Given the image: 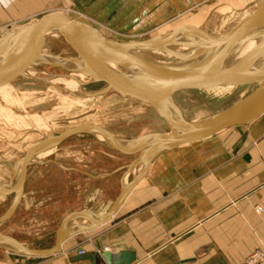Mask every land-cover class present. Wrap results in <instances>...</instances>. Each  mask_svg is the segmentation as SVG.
<instances>
[{
	"label": "crops",
	"instance_id": "obj_1",
	"mask_svg": "<svg viewBox=\"0 0 264 264\" xmlns=\"http://www.w3.org/2000/svg\"><path fill=\"white\" fill-rule=\"evenodd\" d=\"M21 1L78 3L94 7V12L103 10L107 4L117 3L116 6L106 9V16L111 14L112 20H126L127 26H118L116 29L121 33L135 34L164 26L176 17L195 19L199 21L198 26L219 18H238L235 22L237 23L248 16L258 2ZM120 8L121 14H117ZM227 24L228 21L223 25ZM252 48L247 49V53ZM77 78L78 80H70L68 87L80 86L83 77ZM95 143L97 147L90 151V160H81V166L86 169L64 167L66 170L79 171L86 181L80 187L81 203L67 209L62 219L67 214L80 210L105 214L119 193L124 171L116 170L132 158L113 150L117 156L114 153L107 155L114 163L109 164V160L110 166L103 173L93 171L94 159H98L99 155L98 142ZM55 148L56 146L47 155ZM42 151L37 152L34 157ZM138 172L139 168H134L124 178V182ZM86 224L88 222L82 218L73 223ZM14 238L26 245L25 241ZM263 243L264 114L248 125L233 127L228 132L223 131L156 156L147 174L127 196L111 220L67 238L60 251L35 257L16 253L0 245V264H112V256H117L120 252L135 254L136 259L131 264H242L243 259ZM104 255H110V258L107 259ZM79 256L82 258H78Z\"/></svg>",
	"mask_w": 264,
	"mask_h": 264
},
{
	"label": "water",
	"instance_id": "obj_2",
	"mask_svg": "<svg viewBox=\"0 0 264 264\" xmlns=\"http://www.w3.org/2000/svg\"><path fill=\"white\" fill-rule=\"evenodd\" d=\"M263 27L264 0H258L256 7L248 16L220 33L209 32L200 26L182 25L145 39L118 41L104 37L91 25L72 20L61 12L47 13L38 20H32L3 33L0 37V57H12L0 65V86L23 76L25 69L34 64L39 57L44 44L47 43L48 33L58 31L60 37L68 42L77 56L53 54L66 62L75 64L83 62L82 67L77 65L68 68L73 72L79 70L90 77L92 82L106 85L97 92H83L85 96L96 97L110 90H117L135 97L152 106L167 123L169 131L152 132L124 141L102 126L84 122L63 131L49 133L30 146L14 163V176L10 182L0 184V195H13L11 206L0 216V223L12 217L23 198L25 184L30 175L31 157L38 150L51 145L58 146L75 135L100 134L110 147L132 158L130 162L116 170L124 171L119 193L105 214H94L88 210L67 214L55 230V242L51 247L31 248L13 236L2 233L0 245L16 253L35 257L58 252L67 238L80 231L92 230L111 220L127 196L147 174L156 156L166 150L204 140L227 129L247 124L264 114V64L253 68L264 51V30H258ZM255 37H259L260 40L243 58L229 68L219 70V63L236 43ZM176 45L195 50L183 55L171 48ZM215 49L218 51L208 62L202 64L196 73L165 70L130 53L131 50L159 51L178 60L191 61ZM108 64L131 67L137 71V75L133 80L123 78ZM48 66L67 67L66 64ZM228 85L254 88L228 108L202 119H186L171 97L176 91H203ZM163 93H168L169 98H163L161 96ZM17 164H20L19 173L15 170ZM139 164H142L141 170L124 183V178ZM80 218L85 219L88 224L69 226L70 222ZM104 256L110 258V255ZM112 258L114 260L112 264H131L136 259L133 252H120Z\"/></svg>",
	"mask_w": 264,
	"mask_h": 264
},
{
	"label": "rangeland",
	"instance_id": "obj_3",
	"mask_svg": "<svg viewBox=\"0 0 264 264\" xmlns=\"http://www.w3.org/2000/svg\"><path fill=\"white\" fill-rule=\"evenodd\" d=\"M15 1L0 0V37L6 31L38 20L50 12L64 13L72 20L91 25L104 37L118 41L141 40L182 25H199V21L195 19L176 17L164 26L142 34L121 33L116 28L127 26L128 22L121 18L112 20L111 14L106 16L105 13L107 8L116 6L117 3L107 4L108 7L94 12V7L78 3ZM119 13L121 14V8L117 14ZM237 20L238 18L208 20L200 27L209 32L220 33L235 25ZM227 21L228 24L224 26ZM46 41L48 44L45 45L52 54L77 56L63 37L52 35ZM263 55L264 51L260 57ZM48 65L50 64L34 63L29 67L39 69L44 74L40 72L30 78L19 76L0 86V184L10 182L14 176V163L30 146L54 131L91 122L108 129L124 141L156 131H169L167 123L146 102L117 90L87 97L83 92H97L106 85L90 82L91 79L85 76H82L80 86L68 87L61 81L52 83L48 80L50 75L68 80L72 78L73 71L65 66ZM253 88L254 86H217L203 91H176L171 97L186 119L197 120L228 108ZM248 124L250 122L239 126ZM229 130L232 128L224 133ZM96 141L99 155L98 159H94L93 171L103 173L110 166L109 160V164L114 163L107 154L117 156V153L90 133L72 136L56 146L43 162H32L24 197L12 217L0 225V233L18 237L31 248L51 247L55 230L65 211L81 203L79 192L86 178L76 170L86 169L81 166V160H90V151L97 147ZM64 167L76 170H66ZM12 201L13 195H0V216L9 209ZM261 246L258 249L263 248ZM263 263L264 260L259 262Z\"/></svg>",
	"mask_w": 264,
	"mask_h": 264
},
{
	"label": "bare ground",
	"instance_id": "obj_4",
	"mask_svg": "<svg viewBox=\"0 0 264 264\" xmlns=\"http://www.w3.org/2000/svg\"><path fill=\"white\" fill-rule=\"evenodd\" d=\"M258 30H264V27L259 28ZM52 35L60 36L58 31H51L50 33H48V36H52ZM181 38H183V35L181 36ZM259 40H260L259 37L258 38L255 37V38H251V39L242 40V41H239L238 43H236L230 49V51L226 55V57L219 63V70H225V69L229 68L230 66H232L235 62H237L238 60L243 58L247 54L246 50L251 48V47H254ZM171 48L173 50L183 54V55H188V54H190V52H192V50H195V48H188V47L178 46V45L172 46ZM217 51H218V49L212 50V51L208 52L207 54L200 56L198 58H195L194 60H191V61L178 60V59L173 58L171 55H168V54H165V53L159 52V51L131 50L130 53L133 56L138 57L139 59H141L145 62H148L154 66L160 67V68L165 69V70H169V71H173V72H183V73H196L198 71L199 67L202 64L208 62L214 56V54ZM11 57L12 56H9L7 58L0 57V65L3 64L4 62H6ZM34 63L50 64V65H52V64H66L67 67H74L77 65L79 67H82V65H83V62H79L78 64H75L72 62H66V61L62 60L61 58L56 57L55 55H53L51 53V51L47 48V46L45 44H44V47H43L39 57L36 59V61ZM263 64H264V55L258 58L256 63L254 64L253 68L259 67ZM108 66L114 72H116L118 75H120L123 78L129 79V80H133L134 77L137 75V71L131 67H128V66H115L113 64H108ZM40 72L43 73V71H41L39 69L27 67L25 69V71L23 72V75L28 76V77H35L36 74L40 73ZM72 73H73L71 75L72 78L70 77L71 79H69V80H64V79H62L63 77L53 76V75H50L48 80L50 82L61 81L64 83V85L68 86V85H70V82H71L70 80H72V79L78 80L77 77L85 76L79 70L72 72ZM85 77H88V76H85ZM88 78H90V77H88ZM90 82H92V81H90ZM161 96L165 99L169 98L168 93H163ZM92 135H94L97 139H99V140L103 141L105 144H107V140L104 137H102L100 134L92 133ZM53 147H55V145L44 147V148L38 150L37 152L42 151V150L43 151L38 156L34 157L35 154L37 153L36 152L31 157L30 163H32V162H39V163L43 162L44 159H42V158L44 156L46 157L48 152ZM135 168H139V171H140L142 168V164H139ZM15 170L19 173L20 164L16 165ZM73 223H74V221L70 222L69 226H72ZM1 224L2 223H0V225Z\"/></svg>",
	"mask_w": 264,
	"mask_h": 264
},
{
	"label": "built area",
	"instance_id": "obj_5",
	"mask_svg": "<svg viewBox=\"0 0 264 264\" xmlns=\"http://www.w3.org/2000/svg\"><path fill=\"white\" fill-rule=\"evenodd\" d=\"M264 260V246L263 248L256 249L249 254L244 260L243 264H259L260 261Z\"/></svg>",
	"mask_w": 264,
	"mask_h": 264
}]
</instances>
